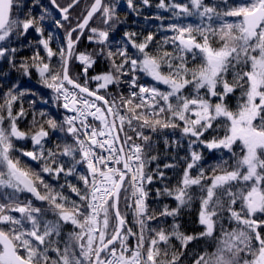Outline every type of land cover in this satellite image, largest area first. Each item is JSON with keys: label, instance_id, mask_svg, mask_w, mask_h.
Listing matches in <instances>:
<instances>
[{"label": "snow or ice", "instance_id": "6c2138e0", "mask_svg": "<svg viewBox=\"0 0 264 264\" xmlns=\"http://www.w3.org/2000/svg\"><path fill=\"white\" fill-rule=\"evenodd\" d=\"M2 62L0 264H264V0H0Z\"/></svg>", "mask_w": 264, "mask_h": 264}, {"label": "trees", "instance_id": "16d2710c", "mask_svg": "<svg viewBox=\"0 0 264 264\" xmlns=\"http://www.w3.org/2000/svg\"><path fill=\"white\" fill-rule=\"evenodd\" d=\"M61 2H63V0H61ZM153 2H158V0H153ZM88 3L90 4L91 3V0H88ZM84 7L83 3L81 4V8H78L76 11L77 13H79V11ZM39 10L37 9V12ZM118 15L120 17L121 20H123L125 18V16H127V24L128 25H131L132 24V21L133 20H139V21H142V17H137L135 14H131L129 13L128 9L121 5L119 8H118ZM155 10L153 9V12ZM147 14V13H146ZM46 23L50 24L51 21H46ZM125 27V25H120L119 26V30L117 31V33L114 34V39H119L120 35H122V30L123 28ZM53 32H55V29H51ZM34 37L33 36H29V39H33ZM93 45L89 44V42L85 39L84 42L80 45V49L81 50H85L87 49L88 51H92L93 50ZM29 54L27 51H25L24 53H22V55H27ZM104 67H106V65L101 62L98 67H97V71H100L102 70ZM0 72H3L5 74H9L11 76V79L14 81L16 79V73L15 72H11L9 73V70H8V67H7V63L6 62H2L0 63ZM25 147H28L30 148L31 145L30 143L27 144V145H24ZM160 151L161 153H163V144L161 143L160 144ZM172 151L169 150V153H168V159H161L159 161V163L161 164V166H163V164L165 162H170V157L172 155ZM184 151L181 150L179 152V155H184ZM153 167H155V165H153ZM171 174V173H169ZM195 212H196V206L194 205L193 206V209L191 212H187L185 211L184 213H182V217H181V222L183 223V225L185 226V228L188 230V231H199V226L198 225H195L194 224V221H195ZM206 245L204 244L203 241L199 242L198 244L195 245V247H198V248H203L205 247Z\"/></svg>", "mask_w": 264, "mask_h": 264}]
</instances>
